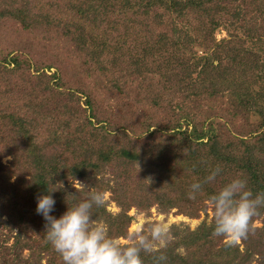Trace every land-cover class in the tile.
<instances>
[{"label":"trees","instance_id":"obj_1","mask_svg":"<svg viewBox=\"0 0 264 264\" xmlns=\"http://www.w3.org/2000/svg\"><path fill=\"white\" fill-rule=\"evenodd\" d=\"M210 165L221 172L189 199ZM156 168L172 184L153 185ZM237 174L264 192V0H0L2 224L18 229L0 264H62L35 212L57 182L51 215L76 180L111 193L119 211L93 218L127 239L130 208L196 218ZM211 227L172 226L162 264H264V207L238 244Z\"/></svg>","mask_w":264,"mask_h":264},{"label":"clouds","instance_id":"obj_2","mask_svg":"<svg viewBox=\"0 0 264 264\" xmlns=\"http://www.w3.org/2000/svg\"><path fill=\"white\" fill-rule=\"evenodd\" d=\"M221 172L219 165H210L207 175L188 184L189 199L204 195V185L213 181ZM75 181V194L69 198L65 210L54 217L55 200L50 194L63 187L62 182L53 185L49 194L36 198L35 212L42 216L44 239L58 253L62 264H143L141 253H152L153 264L166 260L164 249L175 237L172 226L166 219L145 223V209H137V220L125 244L108 234L103 221L93 218L92 210L104 203V190L87 187ZM83 190L84 196L77 198ZM206 206L211 212V235L227 237L230 241L246 238L250 220L264 207V192L253 194L247 186V179L237 174L222 184L215 192L207 194Z\"/></svg>","mask_w":264,"mask_h":264},{"label":"rangeland","instance_id":"obj_3","mask_svg":"<svg viewBox=\"0 0 264 264\" xmlns=\"http://www.w3.org/2000/svg\"><path fill=\"white\" fill-rule=\"evenodd\" d=\"M225 36V32L224 31H217L215 33V37L216 39H221L222 37ZM10 156H4L1 158V163L3 165H8L9 161H10ZM157 168L154 171H151L150 174H148V177L151 181V183H153V185H157L160 182L163 181H169L171 183V181L174 179L171 177H166L163 176L161 173L157 172ZM9 183H13L14 181V177L9 178ZM166 181V183H167ZM172 181V182H173ZM172 184V183H171ZM72 185L75 186V181L72 182ZM168 188V186H167ZM171 188V187H169ZM172 193H176L175 189H171ZM4 188L0 187V250L1 251H6L7 249L4 250L3 247L5 248H9V250H12V246H13V236L17 233L18 229H13L12 232L8 231L6 226L4 224H2L4 221L7 220V215L5 212H3V210H5V206L7 204V200L4 197ZM104 203H105V207L106 210L109 211L111 214H116L119 211V207L117 206V204L111 199V193L108 191H105V199H104ZM204 203V206L206 208L205 213L200 211L199 212V216L196 218H189L188 216L183 215L182 213L178 212L176 209H171L168 210L167 213L160 211L156 206H152L149 210V214H146V216L144 217L145 223H150L152 221H156V220H160V219H166V221L171 225V226H175L176 230H180L182 231L183 229H190L193 230L195 229L203 220H205L207 223H209V221L211 220V212L208 209V207L206 206V203ZM127 215L131 216L132 222L130 223L129 227H128V234L131 233L132 231V227L134 222H136L137 220V209L135 208H130ZM253 227H259L260 226V220H254L252 223ZM172 232H174V230L172 229ZM30 237V235L28 236ZM35 236H32V239H34ZM117 241L120 244H125L127 242L126 238H118ZM224 241L227 242H233L230 241L227 237L225 238ZM234 243H240L239 239L234 241ZM29 253L28 249H25L22 251V255L23 257H27ZM44 260L42 261V264H44Z\"/></svg>","mask_w":264,"mask_h":264}]
</instances>
